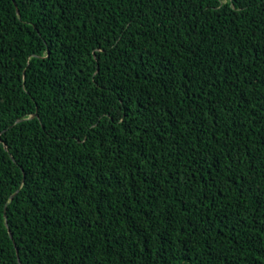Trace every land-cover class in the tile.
Instances as JSON below:
<instances>
[{
  "label": "trees",
  "instance_id": "1",
  "mask_svg": "<svg viewBox=\"0 0 264 264\" xmlns=\"http://www.w3.org/2000/svg\"><path fill=\"white\" fill-rule=\"evenodd\" d=\"M0 264H264V0H0Z\"/></svg>",
  "mask_w": 264,
  "mask_h": 264
},
{
  "label": "water",
  "instance_id": "2",
  "mask_svg": "<svg viewBox=\"0 0 264 264\" xmlns=\"http://www.w3.org/2000/svg\"><path fill=\"white\" fill-rule=\"evenodd\" d=\"M32 116H35V114L33 113ZM32 116H31V117H32ZM10 236H11V234H10Z\"/></svg>",
  "mask_w": 264,
  "mask_h": 264
}]
</instances>
